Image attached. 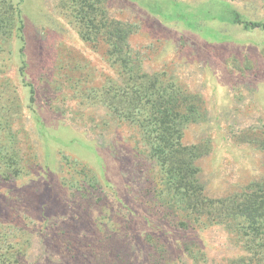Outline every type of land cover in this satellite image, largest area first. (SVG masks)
I'll return each instance as SVG.
<instances>
[{"label":"rangeland","instance_id":"1","mask_svg":"<svg viewBox=\"0 0 264 264\" xmlns=\"http://www.w3.org/2000/svg\"><path fill=\"white\" fill-rule=\"evenodd\" d=\"M107 5L115 19L139 26L131 44L143 54L146 71L166 70L203 98L207 120L190 125L184 141L208 143L211 149L200 160L209 197H223L263 179L264 152L248 141L264 132V29L233 24L229 13L264 24V0H107ZM22 10L23 38L15 35L0 55L5 58L0 78L7 74L18 87L22 111L15 129L24 152L35 160L30 176L0 184V218L27 214L77 220L76 214L59 210L70 198L58 185L64 155L98 172L118 199L135 200L140 173L150 167L136 155L135 131L115 124L103 127L108 112L89 99V90L118 78L106 47L83 41L57 0H24ZM23 58L34 103L19 75ZM136 208L132 206L133 222L142 230ZM163 230L175 245L182 239L200 242L211 264L239 254L219 227L191 235ZM138 256L141 263L140 252Z\"/></svg>","mask_w":264,"mask_h":264},{"label":"trees","instance_id":"2","mask_svg":"<svg viewBox=\"0 0 264 264\" xmlns=\"http://www.w3.org/2000/svg\"><path fill=\"white\" fill-rule=\"evenodd\" d=\"M23 2L0 0V55L15 35L23 38ZM57 7L75 22L83 41L94 48L106 47L118 78L89 90V99L107 110L103 127L115 124L135 131L136 155L150 167L140 173L136 199L126 203L88 164L64 155L58 185L70 198L59 210L76 214L77 220L50 216L38 220L27 214L0 218V264H211L200 242L182 239L175 245L166 240L163 228L191 235L214 227L222 228L239 252L218 264H264V178L229 195L209 197L200 160L211 149L208 143L184 141L190 125L207 120L201 95L166 70L144 69L143 54L131 44L139 26L112 17L107 0H57ZM229 14L233 24L264 29L263 23ZM19 75L34 103L35 89L26 79L24 58ZM21 100L12 79L7 74L0 78V184L33 173L35 157L24 152L15 129ZM248 142L264 152V132L252 134ZM133 205L141 212L142 230L133 222Z\"/></svg>","mask_w":264,"mask_h":264}]
</instances>
